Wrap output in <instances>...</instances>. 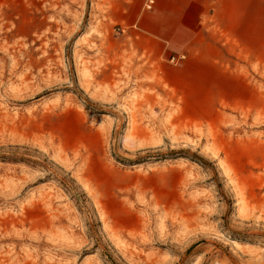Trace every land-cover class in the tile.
I'll list each match as a JSON object with an SVG mask.
<instances>
[{
    "label": "rangeland",
    "instance_id": "rangeland-1",
    "mask_svg": "<svg viewBox=\"0 0 264 264\" xmlns=\"http://www.w3.org/2000/svg\"><path fill=\"white\" fill-rule=\"evenodd\" d=\"M113 0H0V264H264V60L172 89Z\"/></svg>",
    "mask_w": 264,
    "mask_h": 264
},
{
    "label": "crops",
    "instance_id": "crops-1",
    "mask_svg": "<svg viewBox=\"0 0 264 264\" xmlns=\"http://www.w3.org/2000/svg\"><path fill=\"white\" fill-rule=\"evenodd\" d=\"M111 13L144 69L184 57L161 76L172 89L213 90L227 60H264V0H113Z\"/></svg>",
    "mask_w": 264,
    "mask_h": 264
},
{
    "label": "built area",
    "instance_id": "built-area-1",
    "mask_svg": "<svg viewBox=\"0 0 264 264\" xmlns=\"http://www.w3.org/2000/svg\"><path fill=\"white\" fill-rule=\"evenodd\" d=\"M153 4L152 1H149L147 9H150V6ZM184 59V57L181 58H171V63H179L180 61H182Z\"/></svg>",
    "mask_w": 264,
    "mask_h": 264
}]
</instances>
